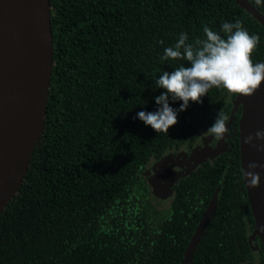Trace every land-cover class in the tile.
<instances>
[{"label":"trees","instance_id":"obj_1","mask_svg":"<svg viewBox=\"0 0 264 264\" xmlns=\"http://www.w3.org/2000/svg\"><path fill=\"white\" fill-rule=\"evenodd\" d=\"M50 2L47 118L23 183L0 214V264H180L218 186L190 264H264L259 237L256 250L249 242L255 220L241 167V109L224 150L173 185L167 209L156 213L142 193L150 162L196 142L218 111L228 122L238 93L213 86L168 133L135 118L155 109L156 77L187 65L161 60L181 31L195 45L205 25L219 32L223 21L239 19L259 36L255 62L264 60V24L236 0ZM250 2L264 15V4Z\"/></svg>","mask_w":264,"mask_h":264},{"label":"water","instance_id":"obj_2","mask_svg":"<svg viewBox=\"0 0 264 264\" xmlns=\"http://www.w3.org/2000/svg\"><path fill=\"white\" fill-rule=\"evenodd\" d=\"M236 1L264 24V15L250 0ZM51 16L50 0H0V214L19 191L45 128L54 60ZM240 106V158L244 173V169L249 170V162L264 164V151L245 143V138L252 134L253 144H264V139L255 138L257 130H264V81L252 94L238 93L226 127H230ZM226 137L225 133L220 139L218 153L224 150L220 144L226 145ZM252 171L260 174L256 187L250 186L243 174L255 220L249 242L252 244L259 237L264 245V168ZM172 185L171 182L170 193ZM219 189L220 186L204 211L180 264L192 262L214 215Z\"/></svg>","mask_w":264,"mask_h":264},{"label":"clouds","instance_id":"obj_3","mask_svg":"<svg viewBox=\"0 0 264 264\" xmlns=\"http://www.w3.org/2000/svg\"><path fill=\"white\" fill-rule=\"evenodd\" d=\"M254 3L259 6L264 4V0H254ZM203 33V38L193 45L188 42V34L181 31L174 44L163 49L161 60L182 58L188 63L180 64L172 71H162L156 77L153 89H161L154 97L155 109H142L136 113L135 118L157 132L168 133L169 126L177 123L179 113L190 102H202L201 98L213 86L248 95L254 93L264 81V60L253 62L251 59L259 36L250 33L239 19L223 21L219 32L205 25ZM176 101H181L178 107L173 106ZM227 120L228 117L218 111L213 123L205 130L207 135L217 140L223 138L229 131ZM255 138L264 139V130H257ZM252 142L253 135L249 134L245 143L252 144L257 151H264V144ZM247 167L249 170L244 169L243 173L247 183L252 187L258 186L260 174L252 170L264 168V164L252 161Z\"/></svg>","mask_w":264,"mask_h":264},{"label":"rangeland","instance_id":"obj_4","mask_svg":"<svg viewBox=\"0 0 264 264\" xmlns=\"http://www.w3.org/2000/svg\"><path fill=\"white\" fill-rule=\"evenodd\" d=\"M200 140L201 142L205 140L204 147L200 152L198 151V146L200 144L198 142L197 146L194 148V152H189L188 149H182V151L178 150L179 152L174 151L166 154V157L164 156L161 160L151 161L148 165L145 176L143 177L144 185L142 188L144 191L142 193L146 195L150 206L154 207L156 213L159 210L163 211L168 208L169 201H167V199H170L168 197L171 195L169 184L172 182L171 178L174 172L186 173L184 171V163H187L189 168L195 167L205 158V160H207L209 155L215 156L218 153L216 150L220 140H217L214 136L213 139L211 138L210 140H208L207 136L200 138ZM214 145H217V148L213 149L212 153L210 149H212L211 147H214ZM220 146L224 148L226 145L220 144ZM182 161L184 163H182ZM181 164H183L182 167L179 166ZM164 166L167 169L166 171H164ZM178 167H180V169ZM175 178L176 176L173 177V180Z\"/></svg>","mask_w":264,"mask_h":264},{"label":"flooded vegetation","instance_id":"obj_5","mask_svg":"<svg viewBox=\"0 0 264 264\" xmlns=\"http://www.w3.org/2000/svg\"><path fill=\"white\" fill-rule=\"evenodd\" d=\"M239 109H241V106L238 108V110ZM228 123V122H227ZM230 128V127H229ZM226 135H227V137H228V132L226 133ZM205 136H207V138H208V140H210L211 138L213 139V136H208L207 135V133L205 132L202 136H200L198 139H197V141L196 142H194V143H190V144H188V145H183V146H181L179 149H174V150H170L169 152H167L166 154H168V153H171V152H179V151H182V149H184V150H186V149H188L189 150V152H194L195 151V147L197 146V144H198V142L200 143L199 144V146H198V151L200 152L201 151V149L204 147V142H205V140H203L202 142H201V140H200V138H203V137H205ZM227 137L225 138V143L227 142L226 141V139H227ZM212 149H210L209 151L210 152H212L213 153V149H216L217 148V145H214V147H211ZM179 150V151H178ZM166 154H165V156H166ZM219 155V153L218 154H216L215 156H212V155H209L208 156V159H207V161L208 160H212V159H214L215 157H217ZM182 156V155H181ZM182 157H184V156H182ZM206 159V158H205ZM205 159L204 160H202L197 166H195V167H191V168H189L188 166V164L187 163H184L183 161H182V163H184V165H185V167H184V171L186 172V173H180V172H174L173 173V175H172V178H171V180H172V183H177L180 179H182L184 176H186V175H188L190 172H192L194 169H196V168H198L200 165H202L203 164V162L205 161ZM192 165V164H191ZM180 167H182L183 166V164H181V165H179ZM180 167H178L179 169H180ZM189 168V169H188ZM167 169H166V167L164 166V171H166ZM172 173V172H171ZM174 176H176V178L173 180V177ZM169 198V197H168ZM253 231V230H252ZM256 240H257V238H256ZM256 240H254L253 242H252V245H256L257 244V241ZM259 245H260V241H259ZM254 248V247H253ZM256 248H258V247H256L255 246V250H256Z\"/></svg>","mask_w":264,"mask_h":264}]
</instances>
